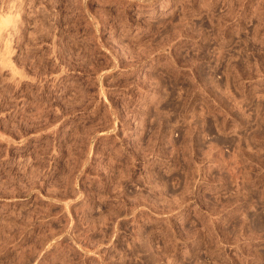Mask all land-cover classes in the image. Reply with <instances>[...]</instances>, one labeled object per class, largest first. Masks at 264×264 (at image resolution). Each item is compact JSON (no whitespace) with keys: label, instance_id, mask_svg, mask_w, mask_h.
<instances>
[{"label":"rangeland","instance_id":"obj_1","mask_svg":"<svg viewBox=\"0 0 264 264\" xmlns=\"http://www.w3.org/2000/svg\"><path fill=\"white\" fill-rule=\"evenodd\" d=\"M0 264H264V0H0Z\"/></svg>","mask_w":264,"mask_h":264}]
</instances>
